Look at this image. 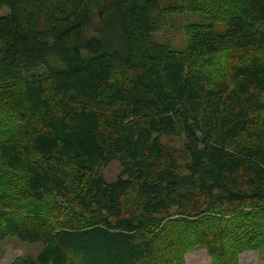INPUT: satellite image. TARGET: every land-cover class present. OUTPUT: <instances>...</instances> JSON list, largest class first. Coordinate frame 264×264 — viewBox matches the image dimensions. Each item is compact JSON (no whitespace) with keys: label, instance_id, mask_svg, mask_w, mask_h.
<instances>
[{"label":"trees","instance_id":"obj_1","mask_svg":"<svg viewBox=\"0 0 264 264\" xmlns=\"http://www.w3.org/2000/svg\"><path fill=\"white\" fill-rule=\"evenodd\" d=\"M164 1L0 0L17 118L0 243L43 245L11 264H184L196 246L211 264L264 259V0ZM183 11L204 20L176 25L181 47L154 37Z\"/></svg>","mask_w":264,"mask_h":264},{"label":"rangeland","instance_id":"obj_2","mask_svg":"<svg viewBox=\"0 0 264 264\" xmlns=\"http://www.w3.org/2000/svg\"><path fill=\"white\" fill-rule=\"evenodd\" d=\"M171 0H165L164 2H169ZM178 3L182 4V1L177 0ZM2 13L7 12V8L1 9ZM99 13L100 11H95ZM101 14V13H100ZM173 20L175 25L173 26L172 22L167 24L161 32H158L154 35L158 40L164 39L168 40L173 47H181L184 41L183 32L177 29L176 25L178 23L182 24L188 21H203V17L196 13H191L188 11H183L181 14L177 13L173 15ZM163 36V37H162ZM10 93L8 90L0 89V139L5 136L7 130L10 135H16V121L17 118L11 112L14 108V103L11 100ZM5 97V98H4ZM9 100V101H8ZM5 121L7 124H5ZM15 127V128H14ZM164 143H167L170 146L181 148L182 140L178 137H164ZM121 171V166L118 161H112L106 167L101 170L104 178L107 181L113 180L117 174ZM3 173L0 169V174ZM132 198H134L132 196ZM174 211V208L171 210ZM43 248L42 243L40 242H27L22 241L15 236H7L0 243V264H11L12 261L18 258L25 256L35 257ZM184 264H211V256L208 254L207 249L202 246H196L187 248L183 252ZM237 264H264L263 254L260 251L254 250H245L238 254Z\"/></svg>","mask_w":264,"mask_h":264}]
</instances>
